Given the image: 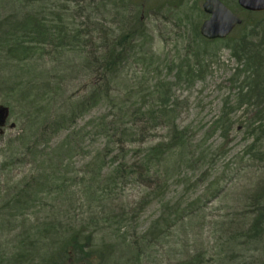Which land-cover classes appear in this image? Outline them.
Listing matches in <instances>:
<instances>
[{
    "label": "rangeland",
    "instance_id": "rangeland-1",
    "mask_svg": "<svg viewBox=\"0 0 264 264\" xmlns=\"http://www.w3.org/2000/svg\"><path fill=\"white\" fill-rule=\"evenodd\" d=\"M101 1L57 0L54 8L68 12L67 20L75 24V29L84 31L81 43L86 45L85 56L87 50L92 52L105 46L100 47L107 41L99 39L97 33L107 30L109 37L120 34L140 17L145 33L142 42L148 43L140 58L125 69L122 99L129 98V105L134 104L143 111L152 99L154 86L165 84L170 106L175 109L172 115L177 126L175 130L185 132L189 151L186 160L179 163L164 183L144 184L137 180L115 191L108 206L114 210L115 218L130 214L129 221L117 224L111 219L110 225L119 230L118 236L102 240L106 235L101 229L95 235L97 240L87 250H102L107 257L112 251L111 258L106 260V257L101 258L92 252L78 258L77 263L75 258L71 264H126V261L134 264H264V218L259 226L255 224L259 219L258 211L264 208V161L261 156H264V121L255 119L254 110L247 105L240 108L237 102L244 76L239 74L241 69L228 43H206L196 38L195 26L199 25L200 29L208 18L202 10L205 0H176L175 4L182 3L177 9L166 6L171 5L170 0L162 1L163 5L160 0H150L147 4L139 2L138 5H130L131 0ZM227 1L235 6L236 0ZM23 2L11 1L12 5L0 10V21L9 12L22 8ZM114 2L119 11L113 8L116 6ZM236 14L243 18L242 14ZM65 57L76 65L82 56L67 52ZM188 66H192L193 77L184 74ZM52 68L47 62L42 66V69ZM64 88L67 96L86 92L81 79L72 80L70 88L67 85ZM8 109L0 127V165L8 141L24 127V123L18 122ZM109 113L106 105L95 107L72 128L82 139L79 155L65 163L73 165L74 173L101 153L105 161H113L103 171L104 178L119 162L131 165L143 158L150 147L165 144L173 137L172 127L154 131L146 129L143 142L128 144L125 150L116 143L107 148L110 139L98 128L101 124L98 119L105 117V124L110 127L115 118ZM123 122L130 127L131 116ZM89 123L92 125L88 126ZM137 126L143 128L140 124ZM67 134H60L52 145ZM31 168V165H18L2 173L0 190L14 187V183L28 175ZM8 173L14 182H6ZM5 196L6 192H3L0 198ZM45 204L42 212L36 210L41 220L55 219L52 216L59 210L62 214L59 220L64 225L77 228L86 223L91 233L97 227L110 226H103L105 224L99 221L94 225L88 219L89 210L95 211L98 207L89 209L77 199L67 204L48 200ZM173 208L181 215L172 213ZM168 213L174 214L171 217L174 223L169 227L162 225V229H152ZM84 216L86 220L77 222ZM67 220H72L73 224H68ZM29 223L33 221L29 219ZM21 225L14 230L13 236L2 238V241L7 238V246L0 240V264H12L7 261L10 256L5 261L1 253L6 249V254L11 255L20 247L14 242L15 236L28 231V227ZM149 230H153L152 233ZM158 235L160 239L156 238ZM128 244L134 247L132 254H126ZM34 249L42 252L41 248ZM26 262L38 264L30 259Z\"/></svg>",
    "mask_w": 264,
    "mask_h": 264
},
{
    "label": "trees",
    "instance_id": "trees-1",
    "mask_svg": "<svg viewBox=\"0 0 264 264\" xmlns=\"http://www.w3.org/2000/svg\"><path fill=\"white\" fill-rule=\"evenodd\" d=\"M11 1L21 2L0 0V10L12 5ZM149 1L139 0L134 3L131 0L130 5H138L139 2L147 4ZM162 1L166 0H160ZM222 1L233 12L243 15L242 24L224 40L238 62L241 69L239 74L244 76L237 102L240 108L247 105L250 110H254V118L263 122L264 12L244 11L237 0L235 6L227 0ZM56 2L57 0H24L22 8L9 12L0 21V106L10 108L18 122L24 123L20 133L10 138L7 148L2 152L4 161L0 165V176L18 165L32 166L31 172L14 183V187L0 190V195L6 192L4 199L0 198V240L13 236L14 230L21 224L28 227L27 232L15 236L14 242L20 245L15 252L8 255L5 249L1 253L5 261L10 256L11 259L7 261H12V264H26L27 259L38 264H71L75 258L77 263L78 258L82 259L92 252L101 258L106 257V260L111 258L114 255L112 251L107 257L102 250H87L91 249L97 240L95 235L101 229V233L106 235L102 240L118 236L119 230L110 225L111 219L117 221V224L129 221L130 214L115 218L114 210L108 206L115 191L118 187L137 180L144 184L160 181L164 183L179 163L186 160L189 151L185 132L175 130L177 126L172 116L175 109L170 106L171 99L165 84L157 83L154 86L152 99L143 111L134 104L129 105V98L122 99L121 94L125 93L122 81L125 69L140 58L148 43L142 42L145 38L142 34L145 33L140 17L120 34H112L113 37H109L107 30L97 33L99 39L107 41L100 47L105 46L92 52L87 50L85 56L86 45L81 43L84 31L75 29V24L67 20L68 12L54 8ZM175 2L176 0H170L171 5L166 6L172 9L182 6L181 2ZM114 3L116 6L113 8L119 11L117 3ZM195 28L196 38L207 43L200 34L199 25ZM67 52L82 56L81 62L72 64L73 60L65 57ZM46 62L53 68L42 69ZM191 67L188 66L184 72L188 77L194 76ZM80 79L86 85V92L67 96L64 87L67 85L70 88L72 80ZM102 105L108 106L109 116L115 118L110 127L105 124V117L98 119L101 122L98 128L107 133L110 139L107 148L111 143H116L125 150L128 144L143 142L146 139V129L154 131L157 128L172 127L173 137L165 144L150 147L143 158L131 165L129 162H119L104 178L103 171L113 161H105L101 153L90 160L86 167L74 173L73 165L65 163L79 155L82 139L72 128L86 113ZM127 116L132 118L130 127L123 122ZM138 124L143 128L138 129ZM64 132L68 134L52 145L53 140ZM261 156L264 161L263 154ZM200 160L201 158L197 159V162ZM8 176L6 182H14L10 173ZM12 193L15 195L11 197ZM72 199H77L89 209L97 206L98 210H89L88 219L94 225L99 221L105 224L103 226H110L103 227L104 229L97 227L91 233L88 232L86 223L77 228L64 225L59 220L62 216L59 210L53 214V220H41L36 214V210L42 212L41 208H44L48 200L67 204ZM174 212L177 216L181 215L175 208L172 210ZM258 212L259 219L255 224L259 226L264 218V208ZM173 215L168 213L152 229H162V225L171 226L174 223L171 218ZM29 219L33 223L28 225ZM81 219L87 218L84 216L77 222ZM71 221L68 224H73ZM152 231L149 230V233ZM156 238L160 239L159 235ZM5 240L2 242L7 246ZM34 248H41L42 252ZM126 250V254H132L133 245L128 244ZM126 264L134 262L126 261Z\"/></svg>",
    "mask_w": 264,
    "mask_h": 264
},
{
    "label": "water",
    "instance_id": "water-1",
    "mask_svg": "<svg viewBox=\"0 0 264 264\" xmlns=\"http://www.w3.org/2000/svg\"><path fill=\"white\" fill-rule=\"evenodd\" d=\"M238 4L249 12H264V0H238ZM202 7L208 18L202 23L200 33L207 40H224L242 24V19L221 0H205ZM7 114V109H0V126L3 125Z\"/></svg>",
    "mask_w": 264,
    "mask_h": 264
}]
</instances>
